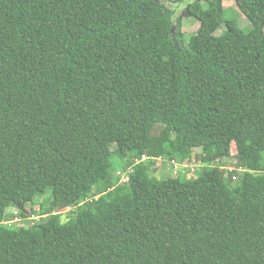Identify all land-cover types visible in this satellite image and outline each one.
<instances>
[{"label":"trees","instance_id":"obj_1","mask_svg":"<svg viewBox=\"0 0 264 264\" xmlns=\"http://www.w3.org/2000/svg\"><path fill=\"white\" fill-rule=\"evenodd\" d=\"M169 1L0 0V264H264V0Z\"/></svg>","mask_w":264,"mask_h":264},{"label":"rangeland","instance_id":"obj_2","mask_svg":"<svg viewBox=\"0 0 264 264\" xmlns=\"http://www.w3.org/2000/svg\"><path fill=\"white\" fill-rule=\"evenodd\" d=\"M175 1L176 0H170L169 2L166 3V5L168 6L170 10L174 11L175 18L177 19L181 18L182 24H183V32L186 34L187 37H189L191 33L193 34L196 32L199 25L197 21H195L194 18H191V15L188 12V6L196 2L205 3L207 0H184L182 3L181 2L177 3ZM214 1L219 3L221 9L223 10L222 16H223L224 21L234 20L238 23V25L244 31H249L252 28L251 22L240 11L236 0H214ZM224 29L225 27L222 26V30ZM219 33H221V31ZM159 130H160V127L155 128L154 133L155 134L159 133ZM231 154L232 155L236 154V148L234 145L232 146ZM219 164L224 165L229 172H231V170H234V169L236 170V160L233 156L222 160V162ZM118 165H119V159L117 157H114L113 168H117ZM200 168L201 166L198 163L197 164L187 163L185 165L180 166L178 164L173 165L172 161L169 162L165 160H156L155 166H154V176H156L158 179L174 177L177 175H182V176L188 175V177L195 178L199 175V173H197L198 172L197 170H199ZM237 171H240V170H237ZM234 177L238 178V174L233 173L232 182H235L236 180ZM122 178H124V176ZM50 192L51 190H49V193ZM28 207L29 208L34 207L33 209H38V205H34L31 207L28 206ZM28 207L26 206V208ZM29 210L32 211V209H29ZM73 210L75 209L68 208V209H61L60 211H58L61 214V221L66 222L69 219V213L73 212ZM14 211L16 212L17 210H14ZM33 217H32L33 218L32 220L40 219V217L38 216V213H35V216ZM12 224H13V227L14 226L17 227L18 226L17 224L22 225V222L15 221V222H12Z\"/></svg>","mask_w":264,"mask_h":264},{"label":"built area","instance_id":"obj_3","mask_svg":"<svg viewBox=\"0 0 264 264\" xmlns=\"http://www.w3.org/2000/svg\"><path fill=\"white\" fill-rule=\"evenodd\" d=\"M173 165H177V163L175 162H172ZM15 221H19L18 219H14V221H10V222H7V223H12V222H15Z\"/></svg>","mask_w":264,"mask_h":264},{"label":"clouds","instance_id":"obj_4","mask_svg":"<svg viewBox=\"0 0 264 264\" xmlns=\"http://www.w3.org/2000/svg\"><path fill=\"white\" fill-rule=\"evenodd\" d=\"M14 221V220H13Z\"/></svg>","mask_w":264,"mask_h":264}]
</instances>
